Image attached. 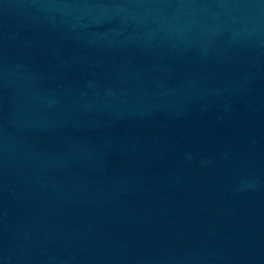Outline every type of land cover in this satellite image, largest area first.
<instances>
[{"label":"water","instance_id":"95a60500","mask_svg":"<svg viewBox=\"0 0 264 264\" xmlns=\"http://www.w3.org/2000/svg\"><path fill=\"white\" fill-rule=\"evenodd\" d=\"M0 264H264V0H0Z\"/></svg>","mask_w":264,"mask_h":264}]
</instances>
